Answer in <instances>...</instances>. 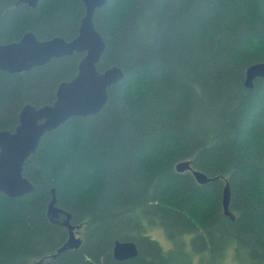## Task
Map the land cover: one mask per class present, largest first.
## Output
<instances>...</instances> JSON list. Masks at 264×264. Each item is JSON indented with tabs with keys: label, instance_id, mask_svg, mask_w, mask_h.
Instances as JSON below:
<instances>
[{
	"label": "trees",
	"instance_id": "16d2710c",
	"mask_svg": "<svg viewBox=\"0 0 264 264\" xmlns=\"http://www.w3.org/2000/svg\"><path fill=\"white\" fill-rule=\"evenodd\" d=\"M83 14L81 0H0V42L26 31L70 40ZM93 24L105 42L98 71L115 65L123 78L98 113L43 135L22 171L33 191L0 192V264L264 263V78L244 85L264 61V0H107ZM82 57L0 70V130L15 129L25 104H53ZM183 160L211 180L177 172ZM51 188L82 239L54 257L68 229L47 214ZM116 240L138 254L115 259Z\"/></svg>",
	"mask_w": 264,
	"mask_h": 264
},
{
	"label": "water",
	"instance_id": "95a60500",
	"mask_svg": "<svg viewBox=\"0 0 264 264\" xmlns=\"http://www.w3.org/2000/svg\"><path fill=\"white\" fill-rule=\"evenodd\" d=\"M18 1L34 8L39 0ZM106 1L81 0L84 14L80 19L77 35L70 40L60 36L40 40L33 32L26 31L15 42H0V70L8 73L26 71L74 52L83 53L77 73L70 80L58 84L53 104L41 107L25 104L19 112L15 129L0 130V192L4 195L15 198L33 191L34 185L23 176L22 171L26 159L36 151L43 135L71 117L98 113L106 103L108 88L123 78V70L118 66L113 65L104 71H98L96 67L105 42L94 27L93 15ZM256 78H264V61L252 63L246 68L245 87L252 88ZM174 168L177 172L191 171L199 184L211 180L205 173L192 169L189 160L177 162ZM51 193L47 214L52 220L63 214V224L68 229L67 241L52 254L54 257L65 249L78 248L82 239L69 222L70 214L56 206L54 188H51ZM229 200L230 189L226 182L222 189L221 203L224 214L234 219V214L228 208ZM112 253L115 259L122 261L134 258L138 249L133 241L116 240Z\"/></svg>",
	"mask_w": 264,
	"mask_h": 264
},
{
	"label": "rangeland",
	"instance_id": "374dc122",
	"mask_svg": "<svg viewBox=\"0 0 264 264\" xmlns=\"http://www.w3.org/2000/svg\"><path fill=\"white\" fill-rule=\"evenodd\" d=\"M149 233L154 239H156L160 243V245L162 246L163 249L168 248V241H167L165 234H164L162 229L154 228Z\"/></svg>",
	"mask_w": 264,
	"mask_h": 264
}]
</instances>
